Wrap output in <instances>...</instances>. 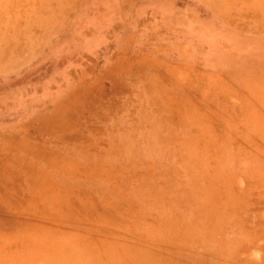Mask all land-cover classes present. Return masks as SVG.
Wrapping results in <instances>:
<instances>
[{"label": "rangeland", "instance_id": "obj_1", "mask_svg": "<svg viewBox=\"0 0 264 264\" xmlns=\"http://www.w3.org/2000/svg\"><path fill=\"white\" fill-rule=\"evenodd\" d=\"M0 264H264V0H0Z\"/></svg>", "mask_w": 264, "mask_h": 264}]
</instances>
